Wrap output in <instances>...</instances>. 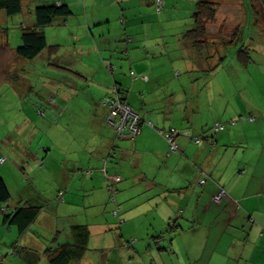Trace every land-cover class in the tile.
<instances>
[{
    "label": "crops",
    "instance_id": "obj_1",
    "mask_svg": "<svg viewBox=\"0 0 264 264\" xmlns=\"http://www.w3.org/2000/svg\"><path fill=\"white\" fill-rule=\"evenodd\" d=\"M199 1L214 4L210 0H195L188 6L187 18L155 21L158 16L152 0H36L37 4L65 3L71 8L72 15L57 18L51 24L56 29L52 31L55 33L52 38L61 48L64 43L59 27L64 26L74 45L84 44L81 52L87 73L96 72L98 77L93 81L83 79L82 87H87L92 96H95L92 87H96L98 97L89 101L95 100L102 121L105 123L106 108L99 102L114 80L122 88H128L125 101L142 111L144 117L140 134L133 140L121 141L116 158L110 162L115 175L111 184L108 180L106 184L99 172H105L103 159L111 152L114 133L107 138L105 149L97 158L92 179L82 180L86 181L83 182L86 189L80 192L82 200L74 201L80 202L82 209L62 213L67 221L60 226L57 222L54 225L60 212L53 214L49 208H42L31 228L8 246L2 256L6 264L7 257L21 258L25 264L40 261L49 264L46 250L72 242L70 227L76 224H86L90 238L93 228H99V234L108 240L100 259L93 260L85 252L79 261L71 264H264V116H256L253 122L242 120L239 116L246 113L245 108L231 105L232 119L218 118L215 123L223 122L225 129L214 133L211 127L215 123L206 124L202 118L200 123L194 121L195 110L199 111L204 99L189 97V80L179 82L185 71L215 70V59L224 58L225 52L220 54L214 48H225L233 39L221 41L210 37L209 28L216 19L205 20L204 44L196 50L198 41L189 38L187 32L193 27L192 15ZM162 2L165 14L182 8L168 6V0ZM167 31L169 35H165ZM6 40L5 45L9 46ZM195 51L197 61H192ZM76 52L79 53L78 48ZM67 54L74 60L71 48ZM56 55L54 51L51 59ZM91 56L98 60V71L88 62ZM62 60L61 55L59 63ZM215 82H208V93L215 89ZM81 100L86 102L85 96ZM144 120L156 128L173 127L181 132L176 138L179 151L167 156L166 142ZM184 133L202 140L195 144ZM80 160L77 154L75 163L81 165ZM72 166L75 167L70 171L78 173V167ZM89 170L84 173L86 177L93 171ZM70 175L68 172L65 178L66 187L71 185ZM203 178L206 182L197 186L196 180ZM136 185L144 188L142 193H133ZM220 188L226 195L220 203H215L212 196ZM59 192H62L63 205H72L67 202L72 194L65 197V190H58V200ZM113 194L115 199L111 197ZM25 201V198L12 200L9 208L14 209ZM119 216L121 221L115 227ZM176 217L178 231L171 237L167 224ZM250 217L253 222L249 221ZM48 218L52 222L51 231L44 238L39 232ZM135 219L140 220L137 226L132 224ZM123 228L128 229L127 233ZM133 234L141 238L130 245L126 238ZM14 248L17 254L12 252Z\"/></svg>",
    "mask_w": 264,
    "mask_h": 264
},
{
    "label": "rangeland",
    "instance_id": "obj_2",
    "mask_svg": "<svg viewBox=\"0 0 264 264\" xmlns=\"http://www.w3.org/2000/svg\"><path fill=\"white\" fill-rule=\"evenodd\" d=\"M194 1L168 0V6L182 8L168 14H165L164 10L155 13L158 16L155 21L187 18L188 6L194 4ZM210 1H214L217 8L213 18L216 22L209 28L210 37H218L221 41L230 37L233 39L225 48H214L220 54L225 52L224 58L215 59V70L193 73L185 71L184 78L179 80L180 83L186 82V79L191 82L187 91L189 97L194 95L193 99H204L201 101L202 104L200 102L199 111L197 112V108L195 110L194 121L199 122L202 118L206 124H210L220 120L218 118L229 119L230 116L233 117L229 111L231 105L245 108L246 113H241L242 116H264V0ZM36 5H39L36 0L25 1L22 12L15 16H7L3 11L0 12V27L7 28L5 37L9 38V46H6V38L4 41L3 33L0 31V178L5 181L13 202L25 198L35 205H42V208H49L53 214L59 211V215L54 219V225L57 222L56 225L61 226L67 221L62 213H69L70 210L79 212L78 210L82 209L80 202H74L77 199L82 200L80 192L86 189L83 184L86 181L82 180L92 179L97 158L105 149L107 138L109 140L113 132L104 125L95 100L89 101L93 97H98L96 87H92L95 96L90 94L87 87H82L83 79L89 78L93 81L98 76L96 72L87 73L86 60L81 52L84 44L79 42L74 45L71 36L66 34V27H59L64 44L61 48H55L57 53L55 59H49L45 51L33 60H27L10 50L20 44L22 28L34 25ZM53 30L56 29L51 25L42 29L49 47L51 43L52 46L58 45L52 38L55 36ZM169 33L170 31H167L165 35ZM219 45L217 43V47ZM70 48L74 60L67 54ZM77 48L79 53L76 52ZM240 49L245 50L243 57L247 56L246 66H243L242 60L236 56ZM61 55L64 59L62 64L59 63ZM196 57L195 51L192 61H197ZM88 62L95 71H98V60L91 56ZM214 80L216 82L213 88L216 87L209 94L207 84ZM68 81L73 83L67 84ZM62 93L66 96L64 97ZM84 96L86 102L81 100ZM133 107L142 120L143 112L136 106ZM144 121L146 125L150 122ZM77 154L81 159V165L75 163ZM72 165L78 167L76 169L79 170L78 173L70 171L75 167ZM113 168L114 165L111 163L107 165V176L99 172L105 177L106 184H111L112 176H115L112 174ZM89 169L93 171L86 177L84 173ZM68 172L71 173V185L66 187L65 178ZM116 175L119 176L118 173ZM114 182L119 183L117 180ZM114 182L112 181L115 185ZM143 189L141 185H136L133 193H142ZM58 190H65V197L72 194L70 199L67 198V202H72V205L68 204L65 207L62 198L56 199ZM75 194L77 197H73ZM1 219L0 214V254L5 256L8 246L17 240L18 235L15 227L3 225ZM51 219L43 222V228L39 232L44 238H47L48 232L51 231ZM117 220L115 227H118V222L121 221L120 216ZM136 222L140 220L135 219L132 224L137 226ZM123 230L126 232L128 229ZM99 232V228H93L86 251L93 260L100 259L101 254L105 253L108 240ZM136 235L126 238L130 245L141 238ZM6 261L8 264H25L21 258L7 257ZM39 264L44 262L40 261Z\"/></svg>",
    "mask_w": 264,
    "mask_h": 264
},
{
    "label": "trees",
    "instance_id": "obj_3",
    "mask_svg": "<svg viewBox=\"0 0 264 264\" xmlns=\"http://www.w3.org/2000/svg\"><path fill=\"white\" fill-rule=\"evenodd\" d=\"M23 1L27 0H0V12L3 11L7 16H15L18 15L22 12L23 6L22 3ZM153 7L157 13H160L163 10V6L161 10H157L156 6L154 4V1L152 0ZM216 12L215 5L210 2L206 1H199L195 7V10L193 12L192 18H193V27L187 32V36L194 41H198L196 43L197 49L199 50V47H201L204 44L203 37L206 33L205 31V20H212L214 18ZM73 12L69 5L65 3H45V4H39L34 8V18H35V23L31 27H23L22 28V33L20 35V44L15 48V54L23 59L27 60H33L34 58L38 57L45 51L46 56L51 58L53 56V53L55 51V48L57 46H52L49 47L48 40L43 33L42 29L44 27L50 26L55 19L57 18H66L72 15ZM0 31L3 33V40L5 41L6 29H2L0 27ZM9 40V38H8ZM7 41V40H6ZM53 50H52V49ZM48 49V50H47ZM51 51V53H49ZM243 53L245 54V50L240 49L237 51V57L242 60V65L246 66L247 65V56L243 57ZM110 73L113 75L112 69L109 70ZM131 78H134V74L132 72L129 73ZM112 88L119 93L123 100L125 101V96L127 94L128 88H122V86L117 83L114 80V83L111 85L110 89L101 99H100V105L106 108V115L108 114V107L107 105L103 104V100L105 98H112L113 93H112ZM126 102V101H125ZM127 103V102H126ZM128 104V103H127ZM129 105V104H128ZM130 106V105H129ZM239 116V119H250L252 122L255 120V116ZM143 121L141 120L139 124V132L133 136H125V137H118L114 130L111 128V130L114 133V144L111 149V152L103 159L104 165H103V170L107 172V165L110 160L115 159L117 155V148L120 144L121 141L125 139H130L133 140L137 135L140 134L141 131V125ZM221 124L222 129H215V124ZM215 124L212 125L211 130L214 133L221 132L225 129V124L223 122H216ZM105 124L107 125L106 121ZM108 126V125H107ZM148 126L154 128V130L164 139L163 135H161L159 132H165L169 131L170 129H173L175 131V144L177 146V150L175 152H170L169 150V144L167 141L164 139V141L167 144V156H169L172 153H176L179 151L178 144L176 143V138L181 135L178 130H176L173 127H169L167 129H160L156 128L152 125V123H148ZM109 127V126H108ZM110 128V127H109ZM182 135L187 136L194 142L195 144H199L201 142L200 137H193L188 133H184ZM1 159V158H0ZM4 162V160H3ZM104 172V174H106ZM206 182V178L203 179H197L196 180V185L197 186H202ZM113 190H111L112 192ZM222 192V195L219 200H215L214 197L218 196ZM60 193V192H59ZM62 193V192H61ZM226 191L223 188H220L219 192H217L215 195L212 196V201L215 203H220V201L225 197ZM62 198V195L59 196ZM113 199H115V196L111 195ZM12 201L11 199V194L9 192V189L5 183V181L0 178V214L2 215L1 222L3 225L6 226H13L16 228L18 237L23 235L26 231L31 228L33 223L35 222L38 214L40 213L42 206H36V205H31L29 202L26 200L25 202L20 203L17 207L14 209H10V202ZM115 201V200H114ZM116 213V210L113 211ZM179 220L178 217L175 219L171 220L167 224V232L171 234V237H174L175 234L177 233V221ZM250 222H253V218H249ZM71 235H72V242L69 243H64V244H58L54 249H48L46 250L47 254V261L49 264H71L73 261H79L85 254L90 238V231L89 228L86 224H76L70 227ZM172 239V238H171ZM136 241V240H135ZM12 247H15V243L13 244ZM14 254H17L16 248L12 251ZM0 264H6L2 260V255L0 254ZM148 264H154V262L148 263Z\"/></svg>",
    "mask_w": 264,
    "mask_h": 264
},
{
    "label": "built area",
    "instance_id": "obj_4",
    "mask_svg": "<svg viewBox=\"0 0 264 264\" xmlns=\"http://www.w3.org/2000/svg\"><path fill=\"white\" fill-rule=\"evenodd\" d=\"M156 6V9L159 11L163 6L162 0H153ZM113 97L105 98L103 104L108 107V114L106 115L107 125L114 130L118 137L130 136L133 137L139 132V124L141 118L139 114L130 107L122 98V96L117 93L114 88H112ZM215 129H222V125L216 123ZM163 135L164 139L169 144L170 152H175L177 146L175 144V131L170 129L169 131L159 132ZM3 162V160H1ZM62 193H59L61 196ZM222 195V192L214 197L215 200H219Z\"/></svg>",
    "mask_w": 264,
    "mask_h": 264
}]
</instances>
